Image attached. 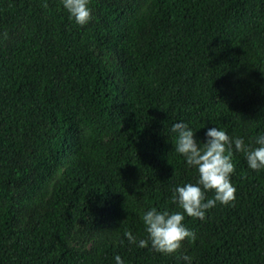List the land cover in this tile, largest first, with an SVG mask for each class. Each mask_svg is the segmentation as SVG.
Here are the masks:
<instances>
[{
  "label": "trees",
  "instance_id": "1",
  "mask_svg": "<svg viewBox=\"0 0 264 264\" xmlns=\"http://www.w3.org/2000/svg\"><path fill=\"white\" fill-rule=\"evenodd\" d=\"M89 7L81 26L62 0H0V264H187L138 247L142 217L198 179L173 124L264 135V0ZM232 162L235 201L185 215L192 264H264V169Z\"/></svg>",
  "mask_w": 264,
  "mask_h": 264
},
{
  "label": "clouds",
  "instance_id": "2",
  "mask_svg": "<svg viewBox=\"0 0 264 264\" xmlns=\"http://www.w3.org/2000/svg\"><path fill=\"white\" fill-rule=\"evenodd\" d=\"M63 7L81 26L92 19L89 0H62ZM5 38L7 33H4ZM171 131L176 134L175 151L185 158L189 167L196 169V183H186L173 190V203L181 211H158L151 208L143 214L146 239H140L138 247L151 249L157 253L172 255L179 254L180 258L192 264V257L181 250L186 240L194 242L196 233L188 229L185 215L200 220L205 219L206 212L217 203L230 205L236 199V187L231 183V175L235 170L232 162L233 146L236 152H242L248 167L254 171L264 169V135H258L254 144H246L241 137H230L228 133L217 127L208 129L206 141L198 143L193 131L187 123L173 124ZM214 192V198H207V192ZM125 236L132 244L137 238L126 231ZM116 264H123L119 255L115 257Z\"/></svg>",
  "mask_w": 264,
  "mask_h": 264
}]
</instances>
